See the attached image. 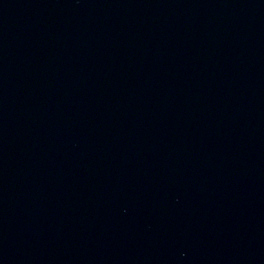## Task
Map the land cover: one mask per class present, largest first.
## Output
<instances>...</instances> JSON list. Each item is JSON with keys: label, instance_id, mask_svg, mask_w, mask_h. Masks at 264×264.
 <instances>
[{"label": "water", "instance_id": "95a60500", "mask_svg": "<svg viewBox=\"0 0 264 264\" xmlns=\"http://www.w3.org/2000/svg\"><path fill=\"white\" fill-rule=\"evenodd\" d=\"M0 264H264V0H0Z\"/></svg>", "mask_w": 264, "mask_h": 264}]
</instances>
